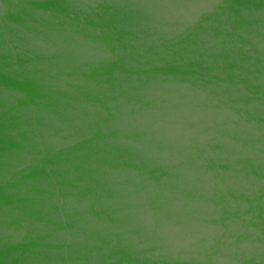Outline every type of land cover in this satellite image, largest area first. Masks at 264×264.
Returning <instances> with one entry per match:
<instances>
[{
    "label": "water",
    "instance_id": "water-1",
    "mask_svg": "<svg viewBox=\"0 0 264 264\" xmlns=\"http://www.w3.org/2000/svg\"><path fill=\"white\" fill-rule=\"evenodd\" d=\"M65 259L264 264V0H0V264Z\"/></svg>",
    "mask_w": 264,
    "mask_h": 264
},
{
    "label": "flooded vegetation",
    "instance_id": "flooded-vegetation-1",
    "mask_svg": "<svg viewBox=\"0 0 264 264\" xmlns=\"http://www.w3.org/2000/svg\"><path fill=\"white\" fill-rule=\"evenodd\" d=\"M120 42L123 43L124 41L123 40H120ZM67 263H69V260L67 261L66 259L63 262H60V264H67Z\"/></svg>",
    "mask_w": 264,
    "mask_h": 264
}]
</instances>
